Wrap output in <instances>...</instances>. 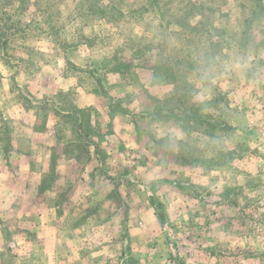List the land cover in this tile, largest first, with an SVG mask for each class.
Listing matches in <instances>:
<instances>
[{"label": "rangeland", "instance_id": "obj_1", "mask_svg": "<svg viewBox=\"0 0 264 264\" xmlns=\"http://www.w3.org/2000/svg\"><path fill=\"white\" fill-rule=\"evenodd\" d=\"M0 264H264V0H0Z\"/></svg>", "mask_w": 264, "mask_h": 264}, {"label": "trees", "instance_id": "obj_2", "mask_svg": "<svg viewBox=\"0 0 264 264\" xmlns=\"http://www.w3.org/2000/svg\"><path fill=\"white\" fill-rule=\"evenodd\" d=\"M158 216H159V218H160L161 220L164 219V213H163V211H162L161 209H160L159 212H158Z\"/></svg>", "mask_w": 264, "mask_h": 264}]
</instances>
